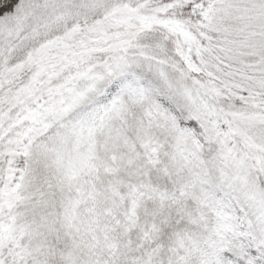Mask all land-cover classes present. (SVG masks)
I'll list each match as a JSON object with an SVG mask.
<instances>
[{"label": "snow or ice", "instance_id": "1", "mask_svg": "<svg viewBox=\"0 0 264 264\" xmlns=\"http://www.w3.org/2000/svg\"><path fill=\"white\" fill-rule=\"evenodd\" d=\"M0 264H264V0H0Z\"/></svg>", "mask_w": 264, "mask_h": 264}]
</instances>
